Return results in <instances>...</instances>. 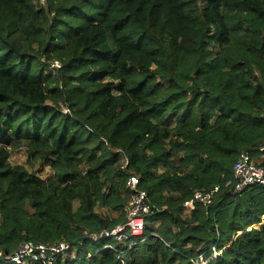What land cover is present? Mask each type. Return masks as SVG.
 <instances>
[{
    "label": "trees",
    "instance_id": "1",
    "mask_svg": "<svg viewBox=\"0 0 264 264\" xmlns=\"http://www.w3.org/2000/svg\"><path fill=\"white\" fill-rule=\"evenodd\" d=\"M263 111L264 0H0V250L65 239L76 248L59 264H264V186L225 185L240 152L264 145ZM14 143L53 178L9 164ZM130 173L153 208L144 235L90 241L126 220Z\"/></svg>",
    "mask_w": 264,
    "mask_h": 264
},
{
    "label": "built area",
    "instance_id": "2",
    "mask_svg": "<svg viewBox=\"0 0 264 264\" xmlns=\"http://www.w3.org/2000/svg\"><path fill=\"white\" fill-rule=\"evenodd\" d=\"M129 163V157L123 155L120 161V168L126 170ZM225 185L231 189L233 194H242L244 190L251 186H264V145H261L256 150V155L254 156L249 150L240 152L235 160L232 176L225 181ZM126 186L130 189L129 202L125 208L126 220L112 229H102L99 232L87 235V238L90 241L96 243L106 241V248L116 250V246L110 242L112 239L124 242L125 240H129L131 235L139 237L144 235L146 223L145 216L153 212V208L149 202L148 193L145 189L140 187V178L134 173L128 175ZM220 188L221 186L217 184L210 189L203 188L194 190L192 196L185 199L182 206L190 211H193L197 204H202L208 207L213 203ZM83 244L84 240L78 242V246H83ZM134 244H136V242L130 241L129 248ZM75 248L76 246H73L71 242L65 239L37 243L27 241L22 243L14 253L3 252L0 250V257L18 264H59L58 255ZM204 263L205 262H203V264ZM60 264L70 263L62 261Z\"/></svg>",
    "mask_w": 264,
    "mask_h": 264
},
{
    "label": "rangeland",
    "instance_id": "3",
    "mask_svg": "<svg viewBox=\"0 0 264 264\" xmlns=\"http://www.w3.org/2000/svg\"><path fill=\"white\" fill-rule=\"evenodd\" d=\"M35 4L37 6L41 5V0H34ZM36 48L33 49V51L37 50V45H35ZM139 61V53L134 52L126 61L125 64L128 69L132 70H139L140 67L138 65ZM46 63L48 64V69L52 70L54 74L58 72V69L61 67V62L57 59L55 60H46ZM58 63V64H56ZM0 145H4L3 143ZM9 150V159L8 162L11 165H22L29 169L30 171L39 174L43 178H53L54 176V169L49 165L48 161L44 159V155H33L32 149L29 146H26L23 143H14L13 145L6 146ZM176 160V159H175ZM258 189H256L254 192H256ZM264 194V193H263ZM184 202V201H183ZM79 201L75 200L73 203V208L78 209ZM121 209H113L111 206L103 205L101 202H97L94 207L95 213L102 217L108 218L109 221L118 220L122 217L123 214H121ZM182 215H188V213H191L192 211L184 208L182 206ZM264 223V220L262 221ZM261 223V222H260ZM258 224V223H257ZM260 228V227H258ZM250 229V228H249ZM239 235V233H238ZM125 240V239H124ZM123 242V241H122ZM229 244L225 245L226 247ZM220 250L216 251L214 256L218 255ZM206 263L207 261L204 260ZM204 263V264H205ZM199 264V263H198ZM202 263V260L200 262Z\"/></svg>",
    "mask_w": 264,
    "mask_h": 264
},
{
    "label": "water",
    "instance_id": "4",
    "mask_svg": "<svg viewBox=\"0 0 264 264\" xmlns=\"http://www.w3.org/2000/svg\"><path fill=\"white\" fill-rule=\"evenodd\" d=\"M263 225H264V223H263ZM250 229H252V228H250ZM246 231H244V233H245ZM204 262V260L202 261V263Z\"/></svg>",
    "mask_w": 264,
    "mask_h": 264
}]
</instances>
